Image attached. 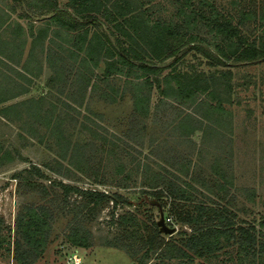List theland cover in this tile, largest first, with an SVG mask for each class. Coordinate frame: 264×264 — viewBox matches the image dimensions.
Listing matches in <instances>:
<instances>
[{"label":"rangeland","instance_id":"374dc122","mask_svg":"<svg viewBox=\"0 0 264 264\" xmlns=\"http://www.w3.org/2000/svg\"><path fill=\"white\" fill-rule=\"evenodd\" d=\"M206 1L237 15L246 0H203L204 11L210 8ZM263 1L254 0L253 4L259 9ZM58 2L64 6L67 0ZM18 3L22 4L20 0H0V15L3 10L14 12L7 17L6 32H0L1 39L12 40L16 26L25 27L22 50L28 48L33 52L34 62L40 67L38 74L47 65L56 79L50 85L51 75L47 77L42 73L34 81L31 95L36 96L33 101H40V105L32 102L26 106L33 111L22 112L18 103H13L7 105L9 113L0 114V146L13 156L0 157V216L6 225L3 232L10 233L11 239L10 252L0 250V263L19 264L14 257L13 244L20 238L19 216L27 218V206H43L51 225L49 237L43 253L30 264H141L139 257L145 247H139L132 237L123 235L124 228L116 223L117 215L136 214L139 225L135 227L144 235L148 225L159 228L156 220L160 217V208L149 202L155 198L152 192L159 188L165 195L159 198L165 221L177 228L172 233L175 238L185 236L180 234L181 230L186 234L191 230L177 218V212L193 210L199 204L226 208L236 224L253 225L259 238H264V227L260 223L264 220V58L242 62L231 56L225 65L211 64L204 52L188 49V44H184L175 56L159 60L161 65L165 64L164 72L171 70L198 76L200 80L206 76L214 89L212 94H199L198 98L205 106L211 101L220 108L209 111L211 119L187 118L186 112L198 110L180 101L171 105L159 103L156 107L159 93L154 87L149 112L143 114L134 110V89L128 81V76L134 78L140 69L131 66L130 75L115 74L106 82L99 81L101 89L88 88L85 92L84 80L75 72L80 59L66 56L68 51L49 44L48 37L41 48L29 29L33 27L36 34L37 25L45 17L26 19L20 15L25 7ZM192 3L199 7L198 0ZM107 4L110 5L111 0ZM179 4L177 0H145L140 8H148L149 17L147 14L146 17L150 20L181 22ZM246 21L240 24L243 34L257 37L264 33V23L258 27L253 19ZM114 24V21H104L102 27L111 32L112 39L119 35L123 44H131ZM191 31L196 35L191 44L216 51L214 41L218 39L207 25L199 20ZM0 48L6 52L4 55L13 52L4 44ZM47 51L48 55L64 51L60 54H64L65 59L57 61L53 68ZM6 57L12 61L21 58ZM129 67L123 65L124 72ZM103 68L102 61L95 70L101 73ZM3 84L4 87L0 86L3 95L17 91L11 81ZM109 84L119 89L118 95L122 94L114 102L101 97L103 90L111 91ZM198 109L200 113L204 110L203 106ZM46 114L56 116L52 120L57 124L55 127L46 125ZM193 126L196 128L189 132ZM33 165L44 175H38ZM59 181L104 191L109 198L90 211L93 203L85 204V198L75 190L64 195L57 184ZM169 182L184 191L187 199L171 197ZM142 196L146 201L138 203ZM131 228L135 229L128 227ZM77 229L91 232L89 246L77 245L68 239ZM160 234L166 239L171 237L165 232L160 231ZM224 249L228 253L208 260L194 257L191 264L198 261L220 264L222 258L236 264V243ZM74 254L79 258L78 263L71 261Z\"/></svg>","mask_w":264,"mask_h":264},{"label":"trees","instance_id":"16d2710c","mask_svg":"<svg viewBox=\"0 0 264 264\" xmlns=\"http://www.w3.org/2000/svg\"><path fill=\"white\" fill-rule=\"evenodd\" d=\"M20 1L22 4L18 3L19 6L25 7L22 8L21 16L27 19L45 17V20L37 25L36 34L33 27L30 26L29 29L34 41L38 42L42 46L41 48H43L45 39L48 37L49 44H56L59 49L68 51L66 56L71 55L73 58L80 59L75 72L76 74L79 73L84 80H82V87H84L85 92L88 88L91 91L96 88L101 89L99 81L106 82L115 74L128 73L127 75H130L133 71L131 66L140 69L141 72H136L134 78L128 76V81L134 89L132 92L134 110L143 114L149 112L151 93L154 87L159 93L156 107L159 103L171 105L173 102L179 101L185 102L189 107L198 111V107L203 106L204 110L201 113L200 111L186 112L187 118L189 116L194 118L195 116L198 117L197 119H211L209 111L212 113L213 109L220 108L211 101L207 102L205 106L198 98L199 94H212V89H214L209 85L206 76L200 80L198 76L185 75L171 70L164 72L165 64L161 65L159 60L175 56L184 44H188V49L196 48L204 52L210 58L211 64L225 65L231 56L242 62L264 58V33H260L257 37H250L243 34L240 28V24L246 23L247 19H253L258 27L264 23V1L258 9L255 7V3L253 4L254 0H246L241 7L242 9L239 10L238 8L236 15V12L223 11L217 8L210 1H206L210 8L204 11L203 0H198L199 7L192 3V0H177V2L180 1L178 12L183 16L181 22L157 18L150 20L146 17V14L148 16V8H140L145 4V0H111L110 5L107 4L109 0H67L64 6L60 5L58 0ZM12 7L15 8V5ZM9 14H11L9 11L3 10L1 12L0 27L8 20ZM199 20L207 25L213 31L215 39H218L214 41L215 52L195 43L191 44L196 39L191 28ZM104 21H114L115 28L122 35L127 36L131 44H123L119 35L112 39L110 37L111 32L102 27ZM14 30L16 35L12 33V40L9 38L4 40L0 36V47L1 44H4V47H8V50L10 49L13 53L16 49H23L22 46L25 41V31H21L20 26H16ZM48 32L52 34L48 36ZM56 37L60 39V42L56 40ZM15 39H17L18 44L15 43ZM65 41H67V47L63 45ZM1 52L3 50L0 48V54ZM63 52L51 55H48V51L46 52L51 67L56 68V62L65 59L64 54H60ZM115 55H117L116 58ZM30 57L31 52L28 58ZM102 61L104 62L103 71L101 73L96 72L95 69ZM125 64L130 67L124 72L123 65ZM226 71L230 72V70ZM55 79V76L51 75L49 84L54 83ZM109 88L111 89L110 92L107 90L101 92L102 99L114 102L122 96L121 93L117 94L119 89H114L113 85L110 86L109 84ZM32 102L40 105L38 100H29L24 103V110L33 111L26 107ZM9 108L7 106L2 108L3 113H9ZM195 114L199 115L196 116ZM52 115H44V120L46 125L55 127L57 124L55 120H52L56 116L52 117ZM182 121L179 122L182 123ZM195 128L193 126L188 131L191 132ZM1 152L0 157L2 159L13 157L11 151L2 150L0 146ZM33 167H35L38 175H44L39 167L35 165ZM170 182V196L187 199L188 196L184 191L178 189L176 184H170ZM57 184L61 186L64 195L70 190L80 192L85 198V204L93 203L90 211L96 210L97 203L109 198V195L104 191L78 188L60 181ZM43 189L44 191L47 190L45 187ZM152 194L154 199L159 202V198L165 196L160 188L154 190ZM117 195L124 200L123 196ZM145 196L140 197L138 203L145 202ZM46 211L43 206L38 208L27 206V218L20 214L17 221L20 238L13 242L14 257L19 264H30L33 259L43 253L51 228L48 215L45 216ZM117 217L116 223L124 228L123 235L132 237L135 242H138L139 247H145L139 257L141 264L148 262V264H191L194 257L208 260L210 257L217 258L221 254L228 253V250L224 248L232 243H236L237 246L236 259L238 262L236 264H264V238H259L255 226H246L241 222L236 224L233 216L227 213L226 208L204 207L199 204L193 210L178 211L177 218L187 223L191 230L189 234L181 230L180 234H184V237L175 238L171 234L168 239L161 236L159 228L151 225H148L146 235L139 232L135 227L139 225L138 217L132 212H128L127 215L118 214ZM260 223L264 227V220ZM151 224L155 225V222ZM129 226L135 229H128ZM5 229V221L0 216V250L10 252V233H4ZM90 233L87 229H77L71 235L68 234V239L74 244L89 246L88 236ZM168 259L171 262L167 263ZM195 264H204V262L198 261ZM220 264L229 263L222 258Z\"/></svg>","mask_w":264,"mask_h":264},{"label":"crops","instance_id":"0c3cea01","mask_svg":"<svg viewBox=\"0 0 264 264\" xmlns=\"http://www.w3.org/2000/svg\"><path fill=\"white\" fill-rule=\"evenodd\" d=\"M11 14L13 15L14 12H11ZM5 28H7L6 24H3L0 27V32L2 30L5 31ZM24 28H21L20 30L24 31ZM30 52H31V57L28 58ZM4 54L5 52L4 53L1 52L0 54V86L2 87L3 85H5L3 84L4 82L11 81L13 83V86L17 88V91H15L14 93H10V94L5 93V95H3L0 92V104L2 105L0 106V112H1L0 114H5V113H2L3 112L1 111L2 108L6 107L8 104H13V103H18L17 107H19L22 112H25L24 103L29 100H33V98L35 99L36 97L35 95H31V88L34 86L33 85L34 81L38 80V78H40L43 75L42 73H45V75L49 77L51 75V70L46 65V66H43L42 73L38 74L40 70L39 64L38 62H34L36 61L35 56L33 52L30 51L28 48L25 50L16 49L14 53L11 52L6 55ZM6 56H9L10 58L14 56L15 57L21 56V58L12 61L8 59ZM46 72L48 74H46ZM9 95H12V96H9Z\"/></svg>","mask_w":264,"mask_h":264},{"label":"water","instance_id":"95a60500","mask_svg":"<svg viewBox=\"0 0 264 264\" xmlns=\"http://www.w3.org/2000/svg\"><path fill=\"white\" fill-rule=\"evenodd\" d=\"M148 197V196H146ZM149 202L153 205H157L159 208H160V217L158 220H156V223L159 227V230L161 232H165V233H168V234H172L174 233L177 228L175 226H169L166 221H165V218H164V214H163V211L161 210V203L156 200V199H149ZM136 264V263H134Z\"/></svg>","mask_w":264,"mask_h":264},{"label":"built area","instance_id":"2783aa9c","mask_svg":"<svg viewBox=\"0 0 264 264\" xmlns=\"http://www.w3.org/2000/svg\"><path fill=\"white\" fill-rule=\"evenodd\" d=\"M74 261V263H78L79 262V258L77 257L76 254L72 255L71 261Z\"/></svg>","mask_w":264,"mask_h":264}]
</instances>
